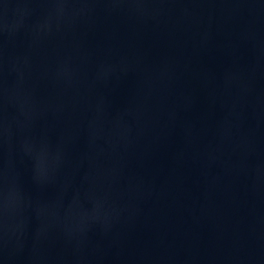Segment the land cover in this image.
I'll return each instance as SVG.
<instances>
[{
	"label": "water",
	"instance_id": "obj_1",
	"mask_svg": "<svg viewBox=\"0 0 264 264\" xmlns=\"http://www.w3.org/2000/svg\"><path fill=\"white\" fill-rule=\"evenodd\" d=\"M0 264H264V0H0Z\"/></svg>",
	"mask_w": 264,
	"mask_h": 264
}]
</instances>
